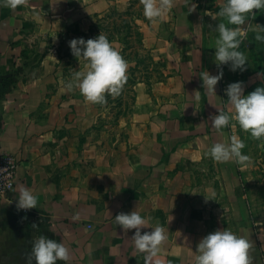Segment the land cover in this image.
<instances>
[{
	"label": "crops",
	"instance_id": "crops-1",
	"mask_svg": "<svg viewBox=\"0 0 264 264\" xmlns=\"http://www.w3.org/2000/svg\"><path fill=\"white\" fill-rule=\"evenodd\" d=\"M122 1L23 0L10 7L0 0V151L18 162L10 199L0 197V264H26L41 234L69 248L68 264H146L131 238L135 229L114 220L130 210L151 217L142 232L165 227L167 239L148 264H195L199 239L222 227L250 241V264H264V196L252 208L236 163L203 156L232 134L211 126L226 106L229 81L222 76L215 93L203 86V71H219L204 7L175 0L159 21L135 18L150 73L163 78L150 74L133 84L129 115L111 122L98 103L61 84L84 65L70 68L61 43L87 35L96 16L122 10ZM111 41L120 49L117 37ZM20 186L37 196L26 212L17 207Z\"/></svg>",
	"mask_w": 264,
	"mask_h": 264
},
{
	"label": "clouds",
	"instance_id": "clouds-1",
	"mask_svg": "<svg viewBox=\"0 0 264 264\" xmlns=\"http://www.w3.org/2000/svg\"><path fill=\"white\" fill-rule=\"evenodd\" d=\"M5 2L8 6L15 7L23 0H5ZM140 2L145 17L156 22L170 12L175 0H140ZM185 2L189 3L191 10L195 7L190 0ZM253 9H264V0H224L216 13V16L224 18L218 21L213 29L218 34L215 38L214 60L219 71L210 74L205 70L201 74L203 86L209 93H215V85L223 76L222 65H227L231 71L238 69L244 71L248 65L247 55L240 50V45L248 37V28L242 26L245 25L247 17L255 16ZM255 39L264 42V26L257 24ZM68 45L71 54L78 61H84V65L83 69H73L70 79H61L65 89L71 91L78 88L86 101L101 105L107 102L106 94L112 97L120 95L127 80L128 61L106 34L99 32L87 39L74 37L68 41ZM224 91L227 94L230 110L218 109L217 114L211 116V126L217 131H222L228 126L235 127L236 124L232 123L235 121L253 138L264 139V87L257 86L245 93L244 82L237 80L228 83ZM196 99H199V91ZM244 147L243 139L231 135L224 141L213 143L203 152V156L211 157L216 162L231 160L248 167L252 163V157L242 151ZM7 188H12L11 181ZM17 196L19 209L36 207L37 196L30 188L20 186ZM114 220L124 230L135 229L131 238L135 249L146 254V264L158 256L162 243L167 239L164 226L157 223L151 227V231L142 232L141 227L149 225L151 217L143 216L140 211L135 210L118 212ZM250 247V241L231 228H217L199 239L194 251L195 264H250ZM70 259L69 248L62 241L41 234L34 240L26 264H32L33 261L35 264H56L58 260L68 264ZM154 264H165V261L157 258Z\"/></svg>",
	"mask_w": 264,
	"mask_h": 264
},
{
	"label": "rangeland",
	"instance_id": "rangeland-1",
	"mask_svg": "<svg viewBox=\"0 0 264 264\" xmlns=\"http://www.w3.org/2000/svg\"><path fill=\"white\" fill-rule=\"evenodd\" d=\"M185 2V0H182ZM190 2L196 3V7H204V19L206 26L209 29V35L211 37L210 47H215V38L218 35L213 29L218 21L223 20V17L216 16V13L219 11L224 0H190ZM122 10H116L118 12H125V15H116L112 14V10L107 13L96 16L105 17L103 21H100L101 26L96 27L94 33L97 34L102 32L108 34L110 32L115 33L113 36H118L120 43V50L124 58L128 61L127 68V80L124 84L120 95L112 97L111 95L106 94L107 102L103 105L99 104L100 113L104 112L109 116V120L112 122L119 114L127 116L131 113L130 105L133 101V84L137 80H144L148 75L154 74L157 77L163 78V75L158 73L156 70L150 73V55L149 50L142 46L140 35L134 33L136 27L133 26L134 19L136 17L142 16L143 6L140 0H125L121 2ZM255 16H249L246 18V23L242 27L248 28V37L242 41L240 45V50L244 51L247 55V66L244 71L239 69L236 71H231L227 65H223L226 70H223V77L230 82L233 81H243L244 82V91L245 93L253 90L257 86L264 87V42L257 41L255 39V29L257 24L264 26V9L256 10ZM215 17V18H213ZM95 19V20H96ZM130 28L126 30L125 26L119 28L118 31L111 29L112 24H117L121 26L124 22ZM226 22V21H225ZM98 26V25H96ZM230 27H235L234 25H229ZM125 31L128 33L125 34ZM78 36V35H77ZM76 36V37H77ZM70 37V35H68ZM71 39L74 37H70ZM87 39V38H85ZM68 40L64 39L61 43V51L67 57V65H70V68L79 65V61L76 57L71 54ZM137 60V64H134L133 61ZM133 64L134 66H131ZM130 67V69H129ZM148 67V68H147ZM227 68L230 70L227 71ZM131 72V73H130ZM151 75V76H152ZM227 99V97H226ZM97 104V103H96ZM227 106V100L225 102ZM224 107L225 111L230 109ZM104 107V108H103ZM235 127L228 126V130H232L231 135H237L239 138L245 141V147L242 149L243 152L247 153L252 157V163L248 167H243L236 163L238 167V177L243 185H241V190L245 193H249L252 197V208L255 207L257 199L264 196V184L258 182V180L264 179V139L257 140L253 138L249 132L240 128L239 124L235 121ZM231 132V131H230ZM251 179V180H247ZM254 198V199H253ZM258 210V207L255 208L252 212Z\"/></svg>",
	"mask_w": 264,
	"mask_h": 264
},
{
	"label": "built area",
	"instance_id": "built-area-1",
	"mask_svg": "<svg viewBox=\"0 0 264 264\" xmlns=\"http://www.w3.org/2000/svg\"><path fill=\"white\" fill-rule=\"evenodd\" d=\"M17 159L10 153L0 151V197L10 199L9 196L14 190L15 172L17 168ZM11 181L12 188H7ZM26 212L25 209H21Z\"/></svg>",
	"mask_w": 264,
	"mask_h": 264
},
{
	"label": "trees",
	"instance_id": "trees-1",
	"mask_svg": "<svg viewBox=\"0 0 264 264\" xmlns=\"http://www.w3.org/2000/svg\"><path fill=\"white\" fill-rule=\"evenodd\" d=\"M112 14H116V15H125V12H118V11H116V9H112V13H111V15H112ZM104 18H105V17H98V18L95 20V22H93V23L89 26L88 34H87V35H86V34H82V37H84V38H89V37H94L95 35H97V32H96V34H95V33H94V30H95L96 27L101 26V25L99 24V22H100V21H103ZM136 18H137V17H136ZM123 22H124V21H123ZM96 25H98V26H96ZM122 26H125V27H126V30H127L128 28H130V27H129L128 25H126V23L124 22V23H122L121 26H118L117 24L115 25V24L113 23L111 29H114V30L118 31L119 28H121ZM133 26L136 27V31H134V33L140 35V38H141V34H140V31L138 30V26H137V24L135 23V19H134ZM128 30H129V29H128ZM127 33H128V32L125 31V34H127ZM114 34H115V33H112V32H110V33L107 34V37H108V39H109L110 41H111L114 37H117L118 40L120 39L118 36H113ZM115 35H116V34H115Z\"/></svg>",
	"mask_w": 264,
	"mask_h": 264
}]
</instances>
